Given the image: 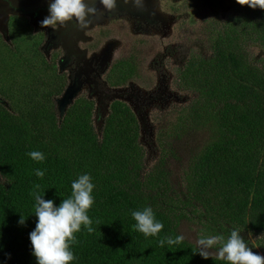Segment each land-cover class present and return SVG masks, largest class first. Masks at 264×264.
<instances>
[{
    "label": "trees",
    "instance_id": "16d2710c",
    "mask_svg": "<svg viewBox=\"0 0 264 264\" xmlns=\"http://www.w3.org/2000/svg\"><path fill=\"white\" fill-rule=\"evenodd\" d=\"M194 1L216 14L218 34L211 53L191 52L177 69L182 89L197 94L174 107L169 123L172 132L182 125L197 138L198 148L181 173L168 164L161 134L157 162L148 165L139 116L124 102L114 100L96 122V103L87 97L58 112L63 75L47 72L28 89L25 83L19 89L18 79L0 78V100H17L11 107L0 103V264H37L30 241L38 220L31 193L39 185L35 191L59 206L83 173L95 184L88 212L94 231L82 226L75 234L71 264H229L204 258L180 232L184 219L199 225L204 237L227 239L233 229L264 233V65L254 63L242 45L264 47V9L238 0ZM228 2L231 13L220 17ZM134 66L133 57L117 60L111 84H124ZM33 150L45 160L31 159L27 153ZM38 168L45 170L43 178L35 175ZM146 206L164 224L157 236L145 237L134 227L131 210ZM166 235L183 240L161 247Z\"/></svg>",
    "mask_w": 264,
    "mask_h": 264
},
{
    "label": "rangeland",
    "instance_id": "374dc122",
    "mask_svg": "<svg viewBox=\"0 0 264 264\" xmlns=\"http://www.w3.org/2000/svg\"><path fill=\"white\" fill-rule=\"evenodd\" d=\"M84 2L97 9L94 16L91 14L87 16V19L92 21L88 28L78 30L83 39V48L89 49L87 60L91 62L96 57L99 61L102 55L109 52L108 66L113 60L133 57L137 70L135 69L133 75L120 86L110 83L105 86L103 83L107 81L106 74L103 76L101 74L103 85H100V88L103 90V97L92 88L89 81L83 79V87L71 101L79 97L94 99L96 122L99 120L98 113L103 116L107 114L114 100L124 102L137 115L141 112L143 120L138 115L141 122V142L146 149L148 165L157 162L159 155L157 139L161 134L160 137L169 150L168 164L171 169L181 173L187 161L193 156L194 147L198 148L197 138L187 131L183 132L184 129L180 128L182 125L179 131L172 132L169 123L173 121L174 107L192 102L197 94L182 89L177 69L182 67L191 52H212L210 45L218 34L214 22L216 14L194 0H120L125 11L107 10L100 0ZM227 12L231 13L229 2L221 10L220 17H225ZM29 28L33 31V27ZM18 36L21 37L22 34ZM85 37H93L95 40L89 43L84 40ZM27 44L29 43L21 40L10 42L0 39V78L5 81L11 78L18 79L21 83L19 89L23 88V83L27 84L28 89L37 76H41L43 81L47 72L54 71L57 75H63L66 79L64 91L55 98L60 113V102L65 99L67 88L73 85L70 69L62 71L58 68V72L55 71L57 68L48 69L45 64L51 61L46 57L41 66L40 59L34 56L33 50L29 51ZM242 45L249 51L254 63L259 60L264 65L263 46L258 42ZM89 75L91 76V72ZM5 99L3 95L0 103L4 102L10 107L17 101L10 98L5 102ZM199 227L184 219L179 230L184 238L215 256L221 245H218V242L211 248L199 245L198 240L204 237ZM251 234L250 229L240 231L241 236L251 239L246 242L248 247L253 252L264 255V242H261L264 233Z\"/></svg>",
    "mask_w": 264,
    "mask_h": 264
},
{
    "label": "clouds",
    "instance_id": "9594fccd",
    "mask_svg": "<svg viewBox=\"0 0 264 264\" xmlns=\"http://www.w3.org/2000/svg\"><path fill=\"white\" fill-rule=\"evenodd\" d=\"M100 3L111 10L116 5V0H100ZM238 3L246 4L251 8L259 7L264 9V0H238ZM97 9L85 4L84 0H54L49 6V15L42 21V25H56L59 22L63 25L73 18L80 25L82 30H86L92 21L87 19L89 14L95 15ZM27 155L35 161H44L45 154L39 150H33ZM35 175L43 178L45 170L35 169ZM39 185L35 186L38 189ZM93 183L90 173L79 174L71 181V194L63 199L56 206L53 200H45L35 189L31 193L34 197V213L38 218L36 227L30 233L32 254L36 257L37 264H71L76 260V255L72 250V245L77 242L76 233L86 228L88 232H93V221L88 212L95 203ZM131 217L136 222L134 227L145 237L157 236L164 224L156 219V215L151 206L143 209L131 210ZM24 223L22 216L20 221ZM183 240L182 235L175 237L166 235L159 239V245H174ZM222 241V246L215 254L216 259L226 260L229 264H264V255L255 253L248 247L245 240L240 235L239 229H233L227 239L222 236L212 235L201 237L198 244L204 248H211ZM194 251H196L194 249ZM200 254L208 258L209 252L200 249Z\"/></svg>",
    "mask_w": 264,
    "mask_h": 264
},
{
    "label": "flooded vegetation",
    "instance_id": "af4514ba",
    "mask_svg": "<svg viewBox=\"0 0 264 264\" xmlns=\"http://www.w3.org/2000/svg\"><path fill=\"white\" fill-rule=\"evenodd\" d=\"M52 2L54 0H0V39L9 40L10 42L18 40L28 42L29 51L33 50L35 57L40 59L41 66H43V59L46 57L51 61L47 67L48 69L54 70V68H57L55 70L57 72L58 68L62 71L70 69L73 76L72 87H80L81 89L83 79H85L103 97V90L100 85L105 84L106 86V84L112 83L109 77L113 75L111 71L114 69L117 60H113V63L108 66L110 60V53L108 52L104 54L105 56L102 55L99 61L94 57L89 62L87 60L89 49L83 48V39H81L78 31L80 25H78L75 18L66 21L63 25L59 22L56 25H42L41 21L50 14L49 6ZM113 9L125 11V7L120 0H116ZM29 26L33 27V31L30 30ZM18 34H22V36L19 37ZM84 40L90 43L95 39L85 37ZM105 68L106 71H104ZM90 72L91 76L89 75ZM101 74L102 76L106 74V83H101ZM65 83L66 79L64 77V87ZM120 85L122 83L117 86ZM69 88L71 86L67 89ZM106 104L105 102L104 105ZM140 114L141 112L138 115Z\"/></svg>",
    "mask_w": 264,
    "mask_h": 264
},
{
    "label": "water",
    "instance_id": "95a60500",
    "mask_svg": "<svg viewBox=\"0 0 264 264\" xmlns=\"http://www.w3.org/2000/svg\"><path fill=\"white\" fill-rule=\"evenodd\" d=\"M80 87H71L66 90L65 99L60 102V109L63 111L65 107L71 102V99L75 98V95L79 92ZM73 101V100H72ZM140 117L143 120V115L140 114Z\"/></svg>",
    "mask_w": 264,
    "mask_h": 264
}]
</instances>
